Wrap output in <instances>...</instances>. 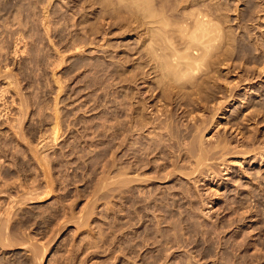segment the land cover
Here are the masks:
<instances>
[{"label": "rangeland", "instance_id": "1", "mask_svg": "<svg viewBox=\"0 0 264 264\" xmlns=\"http://www.w3.org/2000/svg\"><path fill=\"white\" fill-rule=\"evenodd\" d=\"M150 2L0 0V264H264V0ZM197 9L220 86L182 111L156 61Z\"/></svg>", "mask_w": 264, "mask_h": 264}, {"label": "bare ground", "instance_id": "2", "mask_svg": "<svg viewBox=\"0 0 264 264\" xmlns=\"http://www.w3.org/2000/svg\"><path fill=\"white\" fill-rule=\"evenodd\" d=\"M151 0H132V2L134 3V5H135V7H137L138 6V8L137 9H141L142 7H143V10L141 9V10H139V11H142V13L144 12V16H146L145 18L147 19L148 18V20H149V22H156L157 20H158V16H157V18H156V14L154 13V11L151 9V7H150V5L152 4V2H150ZM198 5V4H197ZM250 5V4H249ZM252 5V4H251ZM139 6H141V7H139ZM199 6V5H198ZM198 6H195L196 8L198 7ZM205 6V5H204ZM195 7H194V10H195ZM200 7V6H199ZM198 7V8H199ZM206 7V6H205ZM201 8V7H200ZM199 8V9H200ZM204 8V7H203ZM248 8H249V6H248ZM258 8V7H257ZM199 9H197L198 11L197 12H195L194 14H193V12H194V10H192L193 12H191V15H193V17H194V19L193 18H189V20H191L190 22H187V21H184L182 24H184V23H186V25H188L189 23H191L192 25H191V27H190V24H189V26L188 27H190L188 30H187V27L186 26H182L181 24H180V27H179V30L177 29H175L176 31H178L177 33H180L181 32V34H179V36H184V38L185 39H187V40H185V43H183L182 41H184V40H181V42L183 43V46H185L184 48H183V46H182V44L181 43H179L180 44V46L179 47H181L182 49H184V51H185V53L183 52V50L181 51V52H183V55H182V53L176 48V46L174 47V49L176 50H178V54H179V52H180V56L176 53V51L174 52L173 50V52L172 51H170V52H168L169 50H167V51H165L166 49L165 48H171V47H168L169 45H170V43L168 44V42H171V39H169V38H172L170 35V37H168V35H167V37H163V38H160L161 39V41L162 40H165L166 41V43H164L165 44V46H164V44H163V42L164 41H162V44H163V46H164V48H163V46H161L162 47V53H163V51H165V53L164 54H166V56L168 55L167 53H171V57H169V55L167 56V57H165V56H162V55H164V54H162L161 53V56H160V54H159V58L160 59H157V58H155L156 56H155V54H157L158 52L156 51V49H158V47L155 49V47H153L155 50H154V55L152 56V58L154 57L155 59H157V61L159 60V62H157L156 61V63H158V65L156 64V63H154V64H156L157 65V67H158V69L160 70V72H161V74L163 75V77L165 76L166 78H168V81L167 82H169V81H171L172 80V84H170V82H169V84H168V86L166 85V87H165V85L164 84H162L163 83V81H162V85H164V87H163V90L161 89V93L163 94V96H162V94H161V96H162V98L164 97L165 98V96H166V94H171L172 95V97L174 98V96H175V98L172 100V97L170 98L172 101H173V104H175V103H179V109L182 107V106H184V107H187V105H191V104H193L194 102L196 103H200V102H202V104H203V102H205L206 100H207V97L209 96V95H212L213 96V94H212V92H214L215 91V89H217V88H219V84H217V80H216V74H214V73H217V71L216 72H214V70L213 69H211V70H213L212 72H211V70H209V68L207 67V66H209L211 63V65H218L217 63H220V62H215V61H213L214 62V64H213V62H211L212 60H214V59H212L213 57V55L216 53L214 50H215V48H214V45H215V42H216V39H218L219 40V38H220V36L222 35L223 36V33L221 34V35H219V32H221L222 31V27H221V24H219L220 22H215V19L213 18L212 19V21H211V18L208 16V15H205L206 13L205 12H207V11H202L201 12V10L199 11ZM250 9V8H249ZM204 10V9H203ZM196 11V10H195ZM251 11V10H250ZM257 11H259V10H257ZM256 11V12H257ZM189 12V13H190ZM256 12H254V13H256ZM205 13V14H204ZM140 14H141V12H140ZM159 14V13H158ZM208 14V13H207ZM141 15H143V14H141ZM190 15V16H191ZM188 17H189V14H187V19H188ZM209 17V18H208ZM144 18V17H143ZM162 19V18H161ZM162 20H164V19H162ZM213 20H214V22H215V24L213 23ZM160 22V21H159ZM166 22V21H165ZM162 23V22H161ZM164 23V22H163ZM168 23V22H167ZM218 24V26H217V24ZM152 26H153V24H151ZM168 24H166L165 26H167ZM219 25H220V28H219ZM155 26V25H154ZM158 27V26H157ZM150 28V27H149ZM156 27H154V29H155ZM222 28V29H221ZM191 29H193V30H191ZM151 29H149V31H150ZM152 30H153V28H152ZM151 30V31H152ZM159 29H157L156 31H158ZM191 30V31H190ZM220 30V31H219ZM223 30H225V27H224V29ZM160 31H163V30H160ZM226 31V30H225ZM153 33H156V32H153L152 31V34ZM162 33V32H161ZM160 32H159V35L158 34H155V35H158L159 37L162 35ZM163 33H165V31L163 32ZM150 34V33H149ZM152 34H150V35H152ZM161 34V35H160ZM226 34V33H225ZM164 35V34H163ZM162 35V36H163ZM153 36H154V34H153ZM153 36H150V37H153ZM157 36V38H159ZM161 36V37H162ZM181 36V37H182ZM227 36V35H226ZM181 37H178L179 38V40L181 39ZM219 37V38H218ZM224 37V36H223ZM167 38V39H166ZM177 38V39H178ZM151 39V38H150ZM221 39V38H220ZM152 40H153V38H152ZM156 40V39H155ZM154 40V41H155ZM159 40V39H158ZM149 42H150V40H149ZM179 42V41H178ZM217 42H219V41H217ZM155 43H156V41H155ZM155 43H153L152 42V44H155ZM158 44V43H157ZM162 44H159V45H162ZM166 44L168 45L167 47H166ZM173 44V43H172ZM170 45V46H174L175 44H173V45ZM178 44V45H179ZM217 44V43H216ZM159 45H157V46H159ZM154 46V45H153ZM216 47H218L217 45H216ZM219 48V47H218ZM218 48H216V49H218ZM149 49V48H148ZM151 49V48H150ZM171 49H173V48H171ZM212 49H214V50H212ZM152 50V49H151ZM150 50V51H151ZM214 51V52H212V51ZM159 51H160V48H159ZM152 52V51H151ZM223 52V51H222ZM210 53H211V57L212 58H210V59H212V60H210V59H208V61L210 60V62H208V65H207V61H205L204 62V64L206 63V67H205V65L203 64V60L204 59H206L207 57V55L209 54L210 55ZM219 52H217V55L218 56H220L221 55V58L219 57V59L217 58V56H216V58L220 61V59L222 60V58H223V53L221 54L220 53V55L218 54ZM225 53H226V51H225ZM153 53H150V55H152ZM177 54V55H176ZM216 55V54H215ZM223 55V56H222ZM148 57H150V56H148ZM168 57H169V59H168ZM210 57V56H209ZM208 57V58H209ZM215 57V56H214ZM225 57V56H224ZM215 58V60L217 61V59ZM149 59V58H148ZM149 61V60H148ZM153 61V60H152ZM155 61V60H154ZM222 62V61H221ZM202 63V64H201ZM216 63V64H215ZM201 65H203L204 67H205V69H203V67L201 66ZM211 65H210V67H211ZM155 66V65H154ZM153 66V67H154ZM212 67H214V66H212ZM211 67V68H212ZM217 68V67H216ZM154 69V68H153ZM154 71V70H153ZM156 72V71H155ZM152 74H154V73H152ZM160 75V74H159ZM162 75H160L161 76V78H162ZM213 75L215 76V77H213ZM158 76V75H157ZM160 77H159V79H161ZM213 78H215V80L213 79ZM213 79V80H212ZM164 80V79H163ZM179 80H181L182 82H180ZM160 81V80H159ZM158 81V82H159ZM174 81H178V83L176 82V83H173ZM166 82V81H165ZM226 85V84H225ZM159 87V86H158ZM162 88V87H161ZM221 88H222V86H221ZM165 90H169L168 91V93H167V91H165ZM221 91V90H220ZM170 96V95H169ZM163 98V99H164ZM209 98V97H208ZM165 100V99H164ZM170 100V101H171ZM169 102V101H168ZM206 103H208V102H206ZM164 104V103H163ZM169 104V103H168ZM194 105V104H193ZM154 106V105H153ZM181 106V107H180ZM174 108L175 107H171V108H168V109H165V107H162L161 109L159 108V109H157L158 111V114H156L157 116H158V118H157V116L155 115V117L152 119V121H150L151 123H148L149 121H145L147 124H154L153 126L152 125H150V126H152V129L153 128H160L159 130H158V132L160 131V130H162L161 128L162 127H164V123H165V121L167 120L168 121V119L171 117H173L174 115H176L177 113H176V108H175V110H174ZM182 111H184V108L182 107ZM204 109V108H203ZM136 110V109H135ZM24 113V112H23ZM23 113H22V115H23ZM182 113V112H181ZM137 116V115H136ZM161 116H163L164 118H160ZM18 117V116H17ZM135 117V116H134ZM133 117V118H134ZM197 117V116H196ZM199 117V116H198ZM212 117V116H211ZM140 118V117H139ZM18 119V118H17ZM136 119V118H135ZM138 119V118H137ZM173 119V118H172ZM191 119H193V118H191L190 117V120ZM205 119V118H204ZM139 121H142V120H140V119H138ZM138 120H136V121H138ZM155 120H157V121H155ZM133 121L134 122H136L134 119H133ZM173 121H174V119H173ZM194 121V120H193ZM199 121V120H198ZM203 121V120H202ZM133 122V124H135V126H137V128L140 126L139 124H140V122H137L138 124H136V123H134ZM143 122H141V125H143L142 124ZM146 123L144 124L145 126H146ZM169 124V123H168ZM54 125V124H53ZM139 125V126H138ZM166 125H167V123H166ZM203 125V124H202ZM149 126V125H148ZM168 126V125H167ZM200 126V125H199ZM53 127V126H52ZM141 127V126H140ZM139 127V128H140ZM144 127V126H143ZM195 127V126H194ZM197 127V126H196ZM203 127H204V125H203ZM55 128V127H54ZM54 128H53V130H51V132L53 131V134H52V141L53 140H56L57 139V132L54 130ZM198 128V127H197ZM164 129V128H163ZM195 129V128H194ZM202 129V128H201ZM123 130H125V128L123 129ZM197 130V129H196ZM203 130V129H202ZM127 131V130H126ZM125 132V131H124ZM161 131L159 132V133H156V131H155V133H153V134H156L155 136H160L161 135ZM50 134V135H51ZM126 134V133H125ZM124 134V135H125ZM164 134V133H163ZM203 136V135H202ZM125 137V136H124ZM127 137V136H126ZM161 137H162V135H161ZM163 137H164V135H163ZM51 138V137H50ZM169 138V137H168ZM202 138V137H201ZM155 139H157V138H155ZM155 139H154V141H155ZM160 139V138H159ZM162 139V138H161ZM160 139V140H161ZM170 139H172L171 137H170ZM125 139H122V141H124ZM168 141V140H167ZM197 141V140H196ZM199 141H201V139H199ZM126 142V141H125ZM156 142V141H155ZM158 142V143H157ZM157 142L155 143V144H157L155 147H153L154 145H151V147L152 148H154V150L155 149H157V147L159 148V149H162V148H165L164 146H163V143H162V145H161V143L159 142V140H157ZM173 142V141H172ZM225 142V141H224ZM168 143H170V141L168 142ZM174 143V142H173ZM193 143V142H192ZM197 143V142H196ZM199 144H196V146H198V145H200L201 144V142H198ZM218 143H220V142H218L217 141V145H218ZM222 143V142H221ZM152 144H154V143H152ZM165 144V143H164ZM172 144V143H171ZM171 144H169L170 146H171ZM195 144V143H194ZM125 145H126V143H125ZM169 145H167V146H169ZM174 145V144H173ZM189 145V144H188ZM190 145H193V144H190ZM216 145V146H217ZM220 145V144H219ZM123 146V145H122ZM169 146V147H170ZM213 146V145H212ZM215 146V147H216ZM133 148L131 149V153L133 154V156L134 157H136L137 155V153H138V151H139V149L135 146H132ZM189 147H191V146H189ZM194 148H195V146H193ZM200 149H199V151H201L202 153L200 154V153H198V156L200 155H202V157L203 156H205V155H203L204 153H206V152H204V151H207V150H209V151H211V147H209V149H205L204 151H202V145L201 146H198ZM198 147H196V149L198 148ZM218 147V146H217ZM220 147V146H219ZM222 147V146H221ZM123 148L124 149H127L126 147H124L123 146ZM152 148H149V151L147 150L146 152H148V153H150V152H152V151H150V149L151 150H153ZM172 148V147H171ZM203 148H204V146H203ZM166 149V148H165ZM196 149H194V150H196ZM153 150V151H154ZM158 150V149H157ZM157 150L155 151V152H157ZM163 150V149H162ZM191 150H193V148H191ZM190 151V150H189ZM197 151H198V149H197ZM208 151V152H209ZM194 152H196V151H194ZM204 152V153H203ZM144 153V152H143ZM126 154V151H125V153H124V155ZM136 155V156H135ZM191 155H193V153L191 154ZM206 155H207V153H206ZM142 156V155H141ZM190 155H188V157H189ZM197 156V157H198ZM202 157L199 159V158H196L197 159V161H198V163H197V161L195 162V164H194V166L193 167H195V169L197 168H199V166L197 167L196 166V163H197V165L200 163V161H201V163L202 164H205V163H203V161H204V159H202ZM207 157V156H206ZM139 158V157H138ZM199 159V160H198ZM208 159V158H207ZM201 163L199 164V165H201ZM40 164V163H39ZM206 165V164H205ZM201 167V166H200ZM194 169V170H195ZM2 176V175H1ZM125 182H126V180H125ZM7 183V182H6ZM125 185H126V183H125ZM32 188V187H31ZM35 188V187H34ZM30 191V190H29ZM31 192V191H30ZM25 193H27V192H25ZM28 194V193H27ZM36 195V194H35ZM37 195H39V194H37ZM36 195V196H37ZM24 196V195H23ZM26 197V196H25ZM29 198V197H28ZM27 198V199H28ZM31 198H32V196H31ZM40 198V197H39ZM39 198H38V200H39ZM34 200V199H33ZM37 200V199H36ZM8 207H10V205H8ZM7 207V208H8ZM9 214H8V211H3V216L5 217V219H3L1 222H0V241H1V244H5V245H10L11 244V242H10V239L12 240V238H9V237H11L10 236V234H11V231H12V225H10V218H9V216H8ZM14 216V215H13ZM2 219V218H1ZM12 235V234H11ZM14 236V235H13ZM19 237V236H18ZM3 241H6V242H3ZM15 241H16V239H15ZM19 245H20V243H19ZM1 246V245H0ZM3 246V245H2ZM40 252V251H39Z\"/></svg>", "mask_w": 264, "mask_h": 264}]
</instances>
